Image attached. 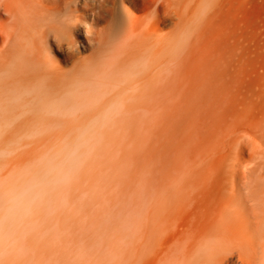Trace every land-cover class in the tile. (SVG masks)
Instances as JSON below:
<instances>
[{
    "label": "rangeland",
    "instance_id": "374dc122",
    "mask_svg": "<svg viewBox=\"0 0 264 264\" xmlns=\"http://www.w3.org/2000/svg\"><path fill=\"white\" fill-rule=\"evenodd\" d=\"M151 1L80 0L82 30L41 53L65 91L0 114V264H173L182 232L264 196V0ZM153 14L159 36L128 43L129 17ZM228 237L179 264H211Z\"/></svg>",
    "mask_w": 264,
    "mask_h": 264
},
{
    "label": "bare ground",
    "instance_id": "6f19581e",
    "mask_svg": "<svg viewBox=\"0 0 264 264\" xmlns=\"http://www.w3.org/2000/svg\"><path fill=\"white\" fill-rule=\"evenodd\" d=\"M79 1L80 0H0V13H7L6 16L8 15L7 17L9 18V20H5L6 22L0 21V97L10 96L13 99L12 103H6L0 98V114L3 116H16L18 119V116L22 115L21 111L19 112L18 110L22 102L21 100L28 102L31 97H34L33 92L36 91L37 88H41L42 90L45 89V91H65V83L62 80L54 81L50 78L51 72L48 70V67L46 68V63H44L45 61L42 59L41 53L42 50L48 49L46 48V44L51 37L57 41L58 46L62 47L64 44L63 41L67 42L71 40L70 38H72L71 35L73 32L82 30V24H80L81 22L76 14V11L81 8ZM152 1L154 3L153 5H155V10L159 9L164 3V0ZM108 10L109 12L107 13L109 14L111 9H105V11ZM111 15L116 17L114 14ZM97 17L98 16H96V18ZM126 17L128 18V16ZM103 18L104 15L99 16L97 19L103 20ZM127 18H125L126 21ZM138 19L139 18L130 19L129 17L128 22L124 24L125 26L123 28L127 31L126 41H128V43H135L136 40L140 41V37L135 35L134 32L137 29H144L147 25H152V31L148 30L145 35H158L157 29L154 27L158 25L157 20L159 19L156 14L147 16V20L146 18L145 20H141V18ZM115 24L113 25L114 27H117V24L119 25L118 22L116 25ZM113 26L108 28L107 32L102 31L103 33H98L95 38L96 41H92L90 47H94V43L99 46L103 44L112 45L116 41V38H119V35H116L115 31L117 28L114 30V28H112ZM111 28L115 32L109 31ZM85 30L86 29H84V31ZM133 35H135L136 40H132ZM65 37H67L68 40ZM69 54L72 56L74 52L70 51ZM124 55L127 58L132 57V54ZM96 57V60L100 61L101 57L105 58L106 56L98 49L96 51ZM23 93L25 94L24 98ZM30 118L29 116L27 120L30 121L32 119ZM0 124H3L1 120ZM248 196L250 195H247V198ZM249 198L250 201L253 202L248 209L243 207V209L241 208L238 210L234 208L233 205L231 206V204H228L226 209L228 208L227 211L229 210V214L227 212L226 217H224L226 213L223 214V219L225 221L215 220L212 229L207 232V234L202 235V237L195 232H182V235L176 239V248L177 251H179V255L177 254V257L174 254V256H176L175 261L179 264L180 261L188 259L191 250H194V247L200 244L202 245L204 238H213L217 235V231L228 230V240L230 243L236 241L239 242V244H236L237 247L236 245H233L234 247L232 248L228 247L221 256L216 258L213 257L214 260L211 264H223L224 261H227L228 258L233 255H236V258L241 264H264V196L261 198L259 197L260 199L257 200L254 199L256 202L253 200L252 196ZM248 212L251 214L250 217H252V219L247 215ZM237 221H240V223L242 222V227L241 225L237 226ZM186 243H189V245ZM178 244H180L179 248L177 246ZM188 246L190 247L188 248ZM216 246L217 244H208L210 249H214ZM255 248H257L258 251ZM197 251H199V249ZM167 259L169 260V258H166V260ZM176 262L174 263L177 264Z\"/></svg>",
    "mask_w": 264,
    "mask_h": 264
}]
</instances>
